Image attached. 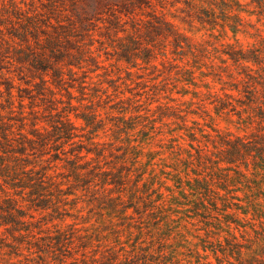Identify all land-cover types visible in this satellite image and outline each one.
<instances>
[{
	"label": "clouds",
	"instance_id": "clouds-1",
	"mask_svg": "<svg viewBox=\"0 0 264 264\" xmlns=\"http://www.w3.org/2000/svg\"><path fill=\"white\" fill-rule=\"evenodd\" d=\"M48 3L0 0L7 48L18 47L8 35L18 18H43L42 32L81 20L96 30L79 43L67 37L84 57L65 69L62 86L46 79L50 111L20 98L32 85L17 75L11 51L5 60L13 88H0V117L11 129L0 150V169L9 170L0 175V199L26 208L7 181L46 168L58 212H30L24 222L39 227L27 231L0 226V264H264V159L249 147L264 138V0H149L131 15L107 0H57L51 14ZM113 13L121 24L113 40L140 41L131 59L101 34ZM153 17L169 30L141 40L132 24ZM86 110L94 126L81 118ZM51 119L72 135L34 155L32 132L48 133ZM232 145L238 158L226 157ZM201 184L207 195L196 190ZM61 232L73 234L70 255L46 247ZM233 245L238 254L226 251Z\"/></svg>",
	"mask_w": 264,
	"mask_h": 264
},
{
	"label": "trees",
	"instance_id": "trees-1",
	"mask_svg": "<svg viewBox=\"0 0 264 264\" xmlns=\"http://www.w3.org/2000/svg\"><path fill=\"white\" fill-rule=\"evenodd\" d=\"M57 2V1H55ZM259 5V0H256ZM126 8V7H125ZM121 8L119 11L125 15H131L134 11L131 9ZM54 10V9H52ZM53 13V12H52ZM157 22L156 25H152L146 30L145 27L139 26L134 23L133 29L139 34L143 35L151 29L162 28L165 24L157 19L153 18ZM46 20L35 17L32 19L18 18L17 23L14 24L8 31L9 37L18 42V47L9 49L5 45L7 41L3 40L0 35V68L3 69V65L8 56L9 51L12 53V58L18 65L22 67L20 69L27 70L29 74H24L27 78L21 79L25 84H31V87L21 89L19 95L23 100H29L30 103L36 104L39 101L45 106L47 111H50L54 105L48 98V89L45 87L46 79H51L56 85L62 86L64 83L65 69L69 65H78L83 60L84 54L82 49L76 48V44L69 42L67 37L69 35H75L77 37L76 43L86 40L88 33L90 32V25L80 24V28L83 30L78 31L75 25H69L63 28H53L50 32H42L41 25L46 24ZM3 23V21H0ZM120 20L117 17L115 24H119ZM90 24V23H89ZM146 30V31H145ZM43 37V39H42ZM32 42H35L34 44ZM131 45H137V41L132 38L130 41ZM124 46L123 48H125ZM75 49V51H73ZM136 48L135 50H137ZM147 54V53H146ZM136 53H127L122 55L121 58L131 59ZM235 55H238L235 54ZM129 56V57H128ZM249 58L260 62L259 57L255 52L249 54ZM95 63V61H91ZM24 73V71H21ZM4 86L6 90L13 88V84L4 79L0 81V87ZM22 93L24 95H22ZM81 118L89 125L94 126L95 117L90 111L81 112ZM20 125H24V121H19ZM51 130L48 133L42 134L38 131H33L32 136L34 139L27 143V150H30L34 155H39L46 152L50 147H54L58 140H63L72 135V129L60 122L57 119H51ZM10 125L6 120L0 117V150H5L8 140V133L10 132ZM17 148L23 156L26 150L25 139L21 137L17 142ZM259 145V146H258ZM251 150L257 152V155L264 159V138L254 142L249 146ZM59 149L53 152L52 158L54 160H61V156L58 155ZM240 149L237 145H232L231 148L226 152V157L229 159L238 158ZM30 162L21 160L18 163ZM0 164H3V160H0ZM71 164V172L73 175L76 174L77 167L75 161L66 162ZM9 170L7 168L0 169V175H8ZM8 183L13 188H16L18 195H23L28 204L26 208L18 207V202L14 199H0V226H8L9 233L16 231H27L30 227H39V225H29L24 222V217L28 216L31 211L34 212H45L49 208L58 212L54 203V185L51 182L50 177L47 174L46 168H41L34 171L33 174H13L10 176ZM112 182L117 187L120 186V178L117 176L112 177ZM207 192V186L201 184ZM46 219V218H45ZM72 233H56V235L49 234L46 247L53 248V240H56V244L61 248H69L72 243ZM237 248V246H231ZM239 251V250H238ZM237 251V254H238Z\"/></svg>",
	"mask_w": 264,
	"mask_h": 264
},
{
	"label": "rangeland",
	"instance_id": "rangeland-1",
	"mask_svg": "<svg viewBox=\"0 0 264 264\" xmlns=\"http://www.w3.org/2000/svg\"><path fill=\"white\" fill-rule=\"evenodd\" d=\"M55 1L57 0H49V3L48 5H46V7L48 8L49 10V13L51 14L54 10V4L56 3ZM107 5H113V6H116L118 7V9L120 10L121 8H125V9H131V11H136L137 9H140L142 7H145V6H150L149 4V0H107ZM205 17L207 18V22L208 23H213L214 24V21L211 19V18H208V14L205 13ZM154 18V17H153ZM152 18L151 21H148V22H140V23H137L139 24V26H142V27H145L146 30L149 29L152 25H156L155 22H157L156 20H154ZM43 19V18H42ZM117 19V16L113 13L109 19H107L106 21H104L106 27L104 28L103 32L101 33L105 39V41L108 43V46L109 47H112L113 44H115V47L116 49L118 50L117 51V55L118 56H122V55H127V53H131L133 55V53H136L137 50H135L136 48H140V41L136 40L137 41V45H131L130 41L132 40V37H129L127 39V41H114L113 40V37L114 35L121 30V24H115V21ZM83 23V24H87V25H90L89 28H86V29H89L90 31H94L96 30V25L94 23H91L90 21H86V20H81L79 22V28H78V31H83L81 28H80V24ZM90 23V24H89ZM236 24L239 23V21L237 20L235 22ZM134 27V23L132 24V28ZM145 30V31H146ZM169 30V27L167 25H164L162 28H158V30L155 28V29H151V30H148L144 35L141 36V40H146V41H153V40H156L158 39L160 36H162L166 31ZM236 30V27H235V24L233 25V31ZM88 39V38H86ZM124 46H126L125 48H123ZM101 47H103V44L101 45ZM145 55H147L145 53ZM129 57V56H128ZM129 59V58H128ZM3 69L0 68V81H4V76L2 75V73L4 71H7L8 70V66L6 63H4L3 65ZM21 71H24V73H21ZM29 74V72L27 70H23V69H18L17 70V75L19 76V78L21 79H25L27 78L24 74ZM4 90H6L4 88V86L0 87ZM26 87H24L23 89H25ZM21 91L19 90V93ZM22 95H24L22 93ZM28 102H30L29 100H26ZM4 106L3 104H0V109H2ZM87 111V110H86ZM85 112V111H83ZM118 177V176H117ZM201 195H207V192L204 188H202V185H198L197 186V189H196ZM28 206L27 202H26V207ZM199 208L200 206L197 205V210L199 211ZM31 212H34V211H31ZM42 212V211H41ZM47 219H50V218H47L46 217V220ZM205 219H207V217H205ZM52 235H56V233H50ZM50 240L47 239L46 243L49 242ZM52 249H55L56 251H59L61 254H69L68 253V248H61L59 247V245L56 244V240H53V248ZM238 247L237 248H232L231 246L226 249V251L229 252V254H231L232 252H236L238 251Z\"/></svg>",
	"mask_w": 264,
	"mask_h": 264
}]
</instances>
